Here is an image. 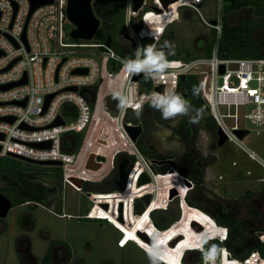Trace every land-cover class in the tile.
Segmentation results:
<instances>
[{"label": "rangeland", "instance_id": "374dc122", "mask_svg": "<svg viewBox=\"0 0 264 264\" xmlns=\"http://www.w3.org/2000/svg\"><path fill=\"white\" fill-rule=\"evenodd\" d=\"M128 1L126 0V8ZM145 1L148 4L152 3V0ZM146 2L143 0L137 10L132 8V12L138 18L137 22H132V27L138 26L142 46L154 43L162 45L165 40H168L175 46V54L169 55L168 60L177 58L175 56H178L177 59L186 61L193 57L203 56V47L211 36L206 25L196 13L183 7L179 8L180 14L177 19L172 18L173 15L170 16L171 23L155 22V13L145 8ZM214 6L215 0L206 1L202 14L207 20H212ZM145 21L154 23L151 36L142 24ZM66 27L68 33L74 28L71 23H68ZM119 29L124 31V35L127 33L130 37L120 36V42L122 45L131 47L133 44L129 40L132 38L126 25H117V30ZM97 58L101 63V57ZM115 67L118 68V72L113 74L110 67H104L101 63L97 81L87 89L95 98L100 99V102L95 104L91 101L93 103L91 126L80 133L78 141L74 139L75 133H68L69 137H65L66 148L80 155L79 162L76 173L70 176L65 183L63 193L60 190L55 199L56 202L53 201L51 205H48L52 208L45 205L26 206L22 204L12 206L7 215L0 218V264H41L42 256L51 241L69 251L70 257L66 264H150L148 253L153 250L161 253L160 264H205L203 257L206 250L199 245V242L205 239L208 246L221 245L223 255L217 259V264H234L228 259L227 251L229 250L223 249V243L228 239V228L216 222L178 221L182 215V201L186 203V198L209 207L219 215L237 208L242 238L232 244L233 250L230 252L231 256L236 259H240L256 243L259 239L258 232H264V199H262L264 169L250 160L235 144L226 142L223 146H218L216 124L204 103L199 105V109H203V115L196 124L190 123L189 116L185 115L170 119H164L160 111L154 115L151 110V101L145 99L146 95L139 101L140 103L145 99V103L139 110L129 109L127 112L128 117H138L143 121L144 143L150 152L153 155L159 154L167 157L163 160H174L173 166L162 163L167 165V172L172 170L186 178L191 189L183 197H181V188L173 182L170 176L155 173L154 179L150 169H146L143 165L144 162L146 163V158L143 156V163L140 159L137 160L138 165L125 188L127 186L129 191L139 189L144 196L151 195L152 199L155 197V183L157 184L160 198L156 211L152 212L151 217L148 218L149 216L142 214L146 207L139 197L122 205L123 221L128 220L134 213L136 218L142 215L140 223L132 224L134 220L131 219L129 226L122 228L119 225L121 221L117 218L119 208L112 213L109 219L85 217L93 203L87 198L86 191L77 190L78 179L87 176L102 177L103 173L107 172L109 164L106 161L94 168L95 162L91 156L103 152L114 153L117 147L127 144L120 132L116 131L114 123L110 122L107 117V115H117L119 112V106L116 103L118 100L113 93L120 91L125 77V70L118 65ZM135 82L134 86L142 93L154 89L151 78L142 76ZM180 82L181 80L177 83L175 93L183 95L191 105L190 97L179 87ZM169 83L170 86L168 84L169 88L166 90L173 89L174 79L171 78ZM109 94L112 95L107 98ZM137 97H139L138 93ZM252 108L248 106L247 111L250 112ZM190 114L193 115L191 109ZM64 120L66 123H71L74 117L65 116ZM225 121L229 125L233 124L230 118H225ZM238 125L248 131L242 138L246 150L252 151L264 162V123L257 126L251 120L240 116ZM182 129L186 130L185 135L181 133ZM257 129H259L258 133L255 132ZM125 153L133 155L131 152ZM118 157L123 159L128 156L119 153ZM119 159L113 164L117 166L114 168L115 174L94 186L93 198L98 202H101L98 194L109 193L106 190L114 180L118 179L117 173L121 171ZM148 159L151 163L156 160ZM159 161L156 160V162ZM152 164L153 166L162 165L154 162ZM0 166L10 171H37L40 174L37 179L45 181L49 186L53 181H60L62 184V170L54 165L46 166L13 157H0ZM59 172L60 179L57 178ZM145 172L148 173L151 181L139 186L137 180ZM2 173L5 172L0 170V193L10 197L8 194L10 185L7 178H2ZM7 175L6 173L5 176ZM10 175V178H16L14 173ZM197 181L202 183L199 184V188L195 189L194 185ZM125 197L127 196L122 195L116 200ZM11 201L14 205L12 197ZM112 202L114 200L108 202L109 205L113 204ZM249 208L258 210L259 215H250ZM222 229H227V232H223ZM142 234L145 236L143 237ZM23 239H28L29 250L24 246L26 243L24 241L23 244ZM26 252L28 254L30 252L34 257L33 261L28 259ZM61 253H59L60 256L63 254ZM64 258H67L65 251L63 258H56L54 264L61 263Z\"/></svg>", "mask_w": 264, "mask_h": 264}, {"label": "built area", "instance_id": "2783aa9c", "mask_svg": "<svg viewBox=\"0 0 264 264\" xmlns=\"http://www.w3.org/2000/svg\"><path fill=\"white\" fill-rule=\"evenodd\" d=\"M67 1L51 0L37 7L29 15L30 0H0V86L26 78V83L7 89L0 88V118L14 119L12 122L0 119V135L3 136L0 138V157L19 159L14 157L18 156L30 161L61 162V165L54 166L62 170V193L68 178L76 173L80 156L66 148L65 135L80 134L90 127L93 121L91 101H94V104L100 102V99L95 98L87 89L97 81L101 63L104 67H110V71L116 74L118 68L115 65L125 70L124 64L128 60L109 44L93 39L72 38L73 29L68 33L66 27L71 23L66 14ZM206 1L174 0L164 8L159 0H152L151 4L144 0L145 8L155 13V22L171 23L170 16L173 15L172 18L177 19L180 14L179 8L183 7L196 13L213 39L210 54L187 61L169 60L175 63L163 75L151 77L154 89L147 93L137 90L134 86L136 82L133 81L135 74H129L125 70L120 91L124 92L133 105L143 106L145 99L151 101L150 96L155 92V87L162 85L164 94L173 78L175 81L171 91L173 93L181 75L185 78L193 75L198 80L201 98L210 110L216 128L221 129L227 136V142L245 149L244 140L236 135V131L246 133L248 131L238 125V119L240 116L249 119V115L256 113L258 108L264 113V58L221 56L218 41L224 29L226 3L224 0H215L210 21L202 14ZM132 8L133 0H129L127 8L125 7V25L132 38L129 42L133 44L130 49L134 52L132 58L134 59L136 51L142 47V39L140 30L132 27V22H137L138 19ZM142 24L151 36L154 23L145 21ZM24 30L25 40L22 38ZM120 36L123 38L124 33ZM97 57H101V63ZM9 65L11 66L6 69ZM75 69H87V72L72 73ZM142 76L145 75L142 73ZM72 86L77 87V90L69 89ZM49 95L53 96L45 108L46 97ZM111 95H107V98ZM145 95L149 98L139 103ZM116 103L118 105V101ZM248 106L253 107L250 112L247 111ZM129 109L137 110L135 107L126 110L119 108L117 115L107 117L114 123L116 131L120 132L127 143L125 146L137 161L144 158L123 128V122L128 125L134 124L125 118ZM65 116L74 117L73 122L66 123ZM58 117L61 118L62 124L51 126ZM225 118L232 119L233 124H227ZM249 120L257 126L264 123V120L260 122ZM255 132L258 133L259 129ZM47 141L51 142L50 147L38 148L33 145ZM120 147L122 146L117 149ZM150 172L152 173L151 170ZM77 190L82 191L78 187ZM86 196L93 204L85 217L103 219L91 216L93 208L99 203L93 198L94 193L86 192ZM258 238L264 242V232L258 235ZM228 255L231 256L230 252ZM238 260L240 264L247 262L264 264V258L258 251H252L244 259Z\"/></svg>", "mask_w": 264, "mask_h": 264}, {"label": "trees", "instance_id": "16d2710c", "mask_svg": "<svg viewBox=\"0 0 264 264\" xmlns=\"http://www.w3.org/2000/svg\"><path fill=\"white\" fill-rule=\"evenodd\" d=\"M160 1V0H159ZM224 29L222 35L218 41L219 54L221 56L232 57V58H264V0H224ZM161 2V1H160ZM126 0H93L92 7L93 11L97 18L100 20V25L97 31L94 34L93 39L95 41H100L106 44H109L115 49L120 55L125 58H133L134 52L127 45H122L120 42V35L124 32L123 30H117V25L125 26V6ZM168 6V4H167ZM135 24V23H134ZM134 29L138 30V26L134 25ZM213 39H208L207 43L203 47L202 52L203 56H208L210 54V48L212 45ZM178 58V56H175ZM171 58L169 60L177 59ZM194 58V57H193ZM187 95L190 97L191 103V113L196 114V110L199 109V105L204 103L200 95V88L198 80L195 76L189 75L185 78L184 81L179 83ZM196 87L199 89L198 95H193V88ZM172 90H166L165 93H172ZM164 93V94H165ZM163 94L157 90L153 92L150 96L152 98L154 95ZM148 96L146 95L145 98ZM149 98V97H148ZM145 102V101H144ZM93 104V103H92ZM205 104V103H204ZM152 113L154 115L158 114V110L151 106ZM128 121L137 124L141 122L139 118H131L126 115L125 117ZM142 123V122H141ZM182 134H186V130L182 129ZM80 134H76L74 139L78 141ZM145 133L143 132L136 142V147L145 158H153L156 160H163L167 157L162 155H153L147 146L144 143ZM125 152H130L127 146H122L115 150L113 153L103 152L101 154L94 155L95 163H103L108 161V170L105 176L102 177H82L81 182L78 188L82 191L93 192L94 186L99 185L103 180H105L110 175L113 176L114 161H118L119 153H123L127 158L119 159L121 165V171L117 173L118 179L114 180L112 185L106 190V192H115L122 195L130 196L133 191H129L126 183L131 179V174L136 168L135 156L130 155ZM9 158V157H6ZM135 163V164H134ZM134 165V166H133ZM158 174H163L170 176L173 182L178 185L182 190L181 197L184 196L189 190L190 186L187 183L186 178L180 175L178 172H173L172 170L167 172V165H157L154 166ZM59 169H61L59 167ZM0 170L5 173H2V178L6 179L10 185L9 192L10 199L11 197L14 200V205L23 204L25 202H36L46 207L51 205V202H56V197L62 188L60 181H53L49 186L46 185L45 181H39L37 177L40 176L37 171H10L9 169H3L0 166ZM30 172V173H29ZM8 174L5 176V174ZM14 173L16 178L12 179L9 176ZM129 175V176H128ZM61 175L57 178L60 179ZM116 178V177H115ZM128 178V179H127ZM46 179V178H44ZM58 180V179H56ZM202 183L197 181L194 185V188H199V184ZM125 188L123 191H119ZM138 198L134 195L133 200ZM186 203L182 201V215L178 221H203L210 223H218L221 226H225L229 229L228 239L223 243V247L231 252L233 250V243L237 240H241L242 230L239 225V210L233 208L226 212L223 215H219L212 211L209 207L194 203L188 198L185 199ZM47 203V204H46ZM35 205V204H34ZM36 206V205H35ZM158 206V205H157ZM166 206V205H165ZM164 206V207H165ZM161 207V206H160ZM151 209V208H150ZM156 209V206L152 207V210L144 213L148 218L151 217L152 212ZM248 213L252 216H258L259 211L256 209L249 208ZM150 214V215H148ZM133 214L132 220H135ZM142 216V215H141ZM214 219V220H213ZM264 221V219H263ZM175 222V221H174ZM252 233V231H250ZM255 232V231H254ZM257 239V238H256ZM51 244L53 241L50 242ZM218 244V243H217ZM219 247L221 245H218ZM208 244L204 245V249L207 250ZM251 251H258L261 257L264 258V242L259 239L256 240L245 254L242 255L240 259L247 257ZM227 251V255L229 253ZM228 259L231 260L234 264H240L239 260L229 256ZM52 260L51 248L49 247L47 252L44 255L41 264H49Z\"/></svg>", "mask_w": 264, "mask_h": 264}, {"label": "water", "instance_id": "95a60500", "mask_svg": "<svg viewBox=\"0 0 264 264\" xmlns=\"http://www.w3.org/2000/svg\"><path fill=\"white\" fill-rule=\"evenodd\" d=\"M160 1H161L162 6L164 8H166L167 4L173 2L174 0H160ZM48 2H51V0H30L31 8H30L29 15L37 7H39L42 4L48 3ZM92 2H93V0H68L67 1L66 14H67L69 21L74 25V28L71 31V37L72 38L80 39V40L93 39L94 34L100 25V20H99V18L96 17V15L93 11ZM142 3H143V0H140V1L139 0H133V9L137 10V8H139ZM124 36L126 38H130L127 33ZM22 38L25 40V30L23 32ZM11 65H9L6 69H8ZM86 72H87V69H75V70H73L72 73H86ZM221 72H223V66H221ZM141 77H142V73L141 74H135L133 77V81H138ZM180 80L184 81L185 76L181 75ZM22 83H26L25 77L21 81L9 83V84L0 86V88L1 89H7V88H10L12 86H16V85H19ZM69 89L76 91L77 87L72 86ZM155 90L163 93L164 87L161 85V86L155 87ZM52 96L53 95H49L46 97L45 108H46L48 102L50 101V99L52 98ZM22 104L24 105L25 101H23ZM0 119L7 120L10 122H12L14 120L11 117L10 118H0ZM58 124H62V120L59 117L57 118V120L54 123L51 124V126L58 125ZM123 128H124L125 132L127 133V135L130 137L131 141L134 144H136L138 138L143 133L142 123L139 122L137 124L128 125L126 122H123ZM216 133H217V137H218V139H217L218 146H223L228 140L227 136L219 128L217 129ZM246 134H247L246 132H243L241 130L236 131V135L239 138H243ZM2 137L3 136L0 135V138H2ZM33 145L35 147H38V148H46V147L51 146V142L47 141V142L35 143ZM12 156H14V155H12ZM14 157H17L21 160H25V161L35 163V164L61 165V162H59V161H52V160L51 161H30V160H27L24 158H20L18 156H14ZM91 157L94 158V155H92ZM145 160H146V163L148 165V168L152 171V173H157V171L155 170V168L152 164L153 162L156 164L168 163L171 166H173V164H174V160H160L159 162H156V160H154V161H152V163L149 161L148 158H146ZM98 164H100V163L93 164V167L94 168L99 167ZM150 181H151L150 176L148 175L147 172H145V173H142L140 175V177L137 180V184L140 186V185H143V184L148 183ZM80 182H81V179H78L77 186H79ZM141 199L144 202L145 206H147V204H149V202L151 200V195L148 194V195L142 197ZM11 207H12L11 200L6 195L0 193V218L5 217ZM104 207L108 208L107 205H104ZM119 220L121 222L123 221V205H122V203L119 204ZM257 234L260 235V234H262V232H258ZM142 236L144 237L145 235L142 234Z\"/></svg>", "mask_w": 264, "mask_h": 264}, {"label": "clouds", "instance_id": "9594fccd", "mask_svg": "<svg viewBox=\"0 0 264 264\" xmlns=\"http://www.w3.org/2000/svg\"><path fill=\"white\" fill-rule=\"evenodd\" d=\"M152 35V34H151ZM155 39V37H154ZM175 54V46L170 41L165 40L162 45L151 44L142 46L135 53V58L128 59L124 68L129 74L143 73L146 78L160 76L165 71L172 67L175 62L169 61L168 56ZM199 89L193 88V95H198ZM114 97L118 100V106L121 110H126L129 107H135L137 110L141 108L140 104L133 105L123 91L113 93ZM151 106L160 111L164 119L177 117L178 115L189 116V122L196 124L202 118L203 109L196 110L195 115L190 114L191 105L179 93L158 94L151 98ZM249 119L255 122L264 120V113L258 108L256 113L250 114ZM227 232V229H222ZM207 244V240L199 242L201 248ZM161 253L157 250L150 251L148 257L150 264H160ZM223 255L222 250L216 244H212L204 251L205 264H217V259Z\"/></svg>", "mask_w": 264, "mask_h": 264}, {"label": "bare ground", "instance_id": "6f19581e", "mask_svg": "<svg viewBox=\"0 0 264 264\" xmlns=\"http://www.w3.org/2000/svg\"><path fill=\"white\" fill-rule=\"evenodd\" d=\"M115 126V125H114ZM240 148V147H239ZM242 151H245L244 149L240 148ZM246 154H248L250 157H252L248 152H245ZM253 158V157H252ZM140 159V158H139ZM255 159V158H254ZM143 163V160L140 159ZM145 163V162H144ZM143 165L146 167V169H148V165L147 163H145ZM153 174V177L155 179V173H152ZM154 194H155V197H152V199L150 200L151 202H149V204H147L146 209L145 211L148 212V210L153 207L157 201H158V187H157V184L155 183V189H154ZM136 195L138 196L139 198H142L144 197V195L138 190V189H135L133 190V193L132 195L130 196H127L125 198H123L122 200H120L119 202L115 203V204H112V205H107V204H96V206L93 208L92 212H91V216L94 217V218H103V219H106L110 216L111 212L119 207V204L122 203H126L128 202L130 199L133 198V196ZM120 196V193L119 192H112V193H103L99 196V199L101 202L103 203H107V202H110V201H113V200H116L118 197ZM104 205H107L109 208H105ZM151 206V207H150ZM251 262V261H250ZM248 264V262L246 263ZM251 264H260V263H251Z\"/></svg>", "mask_w": 264, "mask_h": 264}, {"label": "flooded vegetation", "instance_id": "af4514ba", "mask_svg": "<svg viewBox=\"0 0 264 264\" xmlns=\"http://www.w3.org/2000/svg\"><path fill=\"white\" fill-rule=\"evenodd\" d=\"M140 121L143 123V121L140 119ZM252 155V157L253 158H255L254 157V155L253 154H251ZM9 198V197H8ZM10 199V198H9ZM262 199H264V193H262ZM11 200V199H10ZM12 202V201H11ZM24 205H26V206H29V205H34L33 203H30V202H25V203H23ZM19 205H22V204H19ZM12 206H17V205H13L12 204ZM48 208H52V206L51 207H49V206H47ZM62 208V207H61ZM134 211V210H133ZM264 219V218H263ZM118 220H119V217H118ZM120 221V220H119ZM24 241H25V247H27L26 249H28L29 250V241H28V239H23V244H24ZM51 248V253H52V260H51V262L49 263V264H54V261H56V258L58 259V258H63V254H64V251H65V253H66V256H67V258H64V261H62L61 263H58V264H66L67 263V261H68V259H69V257H70V253H69V251L65 248V247H62V246H58L56 243H49V246H48V248ZM48 248L46 249V252H47V250H48ZM45 252V253H46ZM63 254H62V253ZM27 254H28V252H26ZM59 253H61L62 254V256H60V254ZM45 255V254H44ZM57 255V256H56ZM33 256L30 254V252H29V254H28V259H30V260H32L33 261ZM43 258H44V256H42V260H43ZM35 260V259H34ZM42 260H41V263H42Z\"/></svg>", "mask_w": 264, "mask_h": 264}, {"label": "crops", "instance_id": "0c3cea01", "mask_svg": "<svg viewBox=\"0 0 264 264\" xmlns=\"http://www.w3.org/2000/svg\"><path fill=\"white\" fill-rule=\"evenodd\" d=\"M65 137H69L68 135H65ZM109 146V145H108ZM238 148V147H237ZM245 148V147H244ZM241 150V149H240ZM245 151H243L244 153L245 152H249L250 154H253L254 155V157H255V159L254 158H252V157H250L248 154H246L247 155V157L250 159V160H252V161H254V162H256L261 168H263L264 169V166L262 165V164H264V162L255 154V153H253L252 151H250V150H246V148L244 149ZM260 162H262V163H260ZM101 164V163H100ZM137 165H138V161H136V167H137ZM107 173V172H106ZM106 173H103V176H105L106 175ZM130 181H131V179H130ZM129 181V182H130ZM129 182H128V184H129ZM128 184H127V186H128ZM78 187V186H77ZM190 189H191V187H190ZM129 190V189H128ZM135 190V189H134ZM139 190V189H138ZM115 192H118V191H115ZM109 193H111V192H109ZM101 194H103V193H100V194H98V195H101ZM159 198H160V195L158 194V201H157V203L154 205V206H156V205H158V203H159ZM99 199V198H98ZM137 199V198H136ZM120 200H122V199H120ZM120 200H114V202H112L113 204H115V203H117V202H119ZM133 200V198L132 199H130L129 201H132ZM128 201V202H129ZM134 201V200H133ZM100 204H107V205H109V203L107 202V203H101V202H99ZM127 203V202H126ZM98 204V203H97ZM112 205V204H111ZM110 206V205H109ZM117 208H119V207H117ZM117 208H115L112 212H111V214H110V216L108 217V219L109 218H111V216H112V213L117 209ZM152 208V207H151ZM149 211V210H148ZM154 211H156V209H154ZM144 213H146V211H144L142 214H144ZM133 214L134 213H132V216L130 215V218H128V220H126V221H122V222H120L119 223V225L120 226H122V228H126V227H128L129 226V224H130V222L132 221L131 219L133 218ZM141 218H142V216L140 215V217H138V218H136L135 220H134V223H132V224H135V223H140L142 220H141ZM107 219V218H106ZM118 224V223H117ZM124 226H126V227H124ZM124 241H125V239L122 241L123 243H124Z\"/></svg>", "mask_w": 264, "mask_h": 264}]
</instances>
